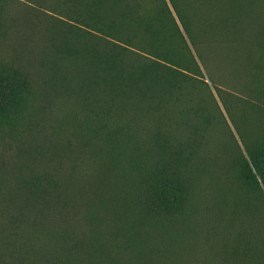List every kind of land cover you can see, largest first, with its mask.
<instances>
[{"label": "rangeland", "instance_id": "1", "mask_svg": "<svg viewBox=\"0 0 264 264\" xmlns=\"http://www.w3.org/2000/svg\"><path fill=\"white\" fill-rule=\"evenodd\" d=\"M258 1H0V264H264Z\"/></svg>", "mask_w": 264, "mask_h": 264}, {"label": "trees", "instance_id": "2", "mask_svg": "<svg viewBox=\"0 0 264 264\" xmlns=\"http://www.w3.org/2000/svg\"><path fill=\"white\" fill-rule=\"evenodd\" d=\"M2 1V0H0ZM4 1V0H3ZM2 8V7H1ZM0 8V16L2 15ZM70 27V25H68ZM78 29V28H77ZM21 88V84L16 80L15 77H12L9 74H2L0 76V127L7 128V133H14V127L19 121V117L17 118L16 106L17 105V91ZM4 130V129H3ZM167 182L162 184L161 189L157 188L154 191L153 196V208H172L176 203H180L182 196L178 195L171 190L165 189L168 186H165ZM37 191H46L45 186H40ZM158 191V193H157Z\"/></svg>", "mask_w": 264, "mask_h": 264}, {"label": "bare ground", "instance_id": "3", "mask_svg": "<svg viewBox=\"0 0 264 264\" xmlns=\"http://www.w3.org/2000/svg\"><path fill=\"white\" fill-rule=\"evenodd\" d=\"M245 1V0H244ZM254 2H255V0H253ZM226 2H229V1H226ZM250 3H252L251 1H250ZM258 3H264V0H260V1H258ZM230 4H232V3H230ZM248 4H249V0H248ZM253 4V3H252ZM256 4H257V1H256ZM250 5V4H249ZM231 6V5H230ZM251 6V5H250ZM259 7H261V5L259 4ZM254 12V11H253Z\"/></svg>", "mask_w": 264, "mask_h": 264}]
</instances>
